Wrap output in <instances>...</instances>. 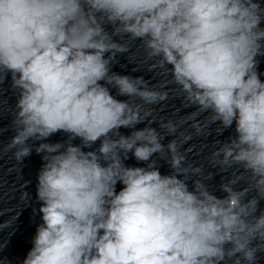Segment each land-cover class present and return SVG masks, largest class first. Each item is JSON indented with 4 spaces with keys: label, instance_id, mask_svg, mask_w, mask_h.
I'll use <instances>...</instances> for the list:
<instances>
[{
    "label": "clouds",
    "instance_id": "clouds-1",
    "mask_svg": "<svg viewBox=\"0 0 264 264\" xmlns=\"http://www.w3.org/2000/svg\"><path fill=\"white\" fill-rule=\"evenodd\" d=\"M262 21L256 0H0V82L10 73L18 92L5 150L22 163L29 142L40 141L44 161L43 222L23 264H256L264 253ZM127 41L142 42L152 67L168 68L219 135L235 125L209 161L226 173L222 198L206 183L212 172L186 164L180 149L191 134L165 145L151 127L157 119L145 105L168 92L112 71ZM145 121L128 136L119 131ZM159 127L177 132L171 120ZM61 131L67 141L45 142ZM130 152L146 167L126 166ZM165 153L171 173L162 175L153 157Z\"/></svg>",
    "mask_w": 264,
    "mask_h": 264
}]
</instances>
